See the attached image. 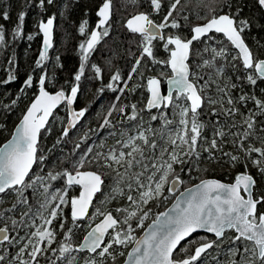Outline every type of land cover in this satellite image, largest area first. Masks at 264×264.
Listing matches in <instances>:
<instances>
[{
	"label": "snow or ice",
	"instance_id": "1",
	"mask_svg": "<svg viewBox=\"0 0 264 264\" xmlns=\"http://www.w3.org/2000/svg\"><path fill=\"white\" fill-rule=\"evenodd\" d=\"M255 2L264 10V0ZM3 3L0 53L19 41L30 47L39 38L33 72L39 69L41 75L35 80L27 75L19 96L7 101L0 97V115L10 113L38 85V95L0 148V264H117L125 255L123 264H264V191L257 194L264 182V36L253 37L255 50L246 36L253 28L264 34V22L243 15L244 0H223V10H213L199 25L179 10L181 0H99L95 23L85 11L77 27L82 38L78 66L65 81L67 88L55 93L46 86L57 19L64 14L50 13L57 0H24L10 26L11 13ZM122 8L131 11L122 13ZM32 9L38 10V19L26 31ZM155 41L168 54L165 59L157 58ZM121 44L127 49L121 57L126 72L111 70V57L105 64L93 62L97 52L103 55V46L120 57ZM55 59L59 62L60 56ZM7 63L0 87L18 79L16 59ZM153 65L169 68L170 74L148 75ZM96 81L98 100L105 92L114 94L101 122L73 142L70 156L58 161L62 168L49 167L57 157L42 151V131L51 133L50 118L63 105L67 117L48 152L66 146L90 112L88 106L75 105L87 90L86 82ZM145 86L143 100H129ZM153 121L160 127H153ZM4 128L0 122V130ZM104 133L111 142L103 139ZM205 162L243 171L232 183L200 180L138 237L136 230L151 212L146 206L166 201L184 182L179 172L190 175ZM76 187L79 194L73 195ZM113 202V208L106 207ZM84 229L77 239V231ZM201 230L206 235H196ZM229 230L233 235H227ZM129 245H134L131 251L120 250Z\"/></svg>",
	"mask_w": 264,
	"mask_h": 264
},
{
	"label": "trees",
	"instance_id": "2",
	"mask_svg": "<svg viewBox=\"0 0 264 264\" xmlns=\"http://www.w3.org/2000/svg\"><path fill=\"white\" fill-rule=\"evenodd\" d=\"M99 0H79V4H76L74 0H57V7H51V12H63L64 14L61 16H58L57 19V26L55 30V48L53 50H50V69H49V76L50 80L47 83L46 88L51 91L55 92L60 90V88L63 86L67 88V84H65V81H69L71 79V74L74 72V70L77 68L79 60H78V53H77V44L82 39L78 32L77 27L81 19L84 18V12H88V19L90 20V23H95L96 17L94 15L96 5L98 4ZM245 2V8L243 15L247 16L249 18H255L259 20L260 22H264V10H261L258 5L256 4L255 0H244ZM24 3V0H4V3L2 7H4L5 10L10 11L11 13V20L7 22V24L10 26L12 23L15 22L17 18L18 12L21 10V5ZM117 3H123V0H117ZM61 4L69 5L67 9L61 7ZM235 5H233L234 7ZM223 0H181V4L179 6V10L186 14L189 18V22L193 25H196L201 22V15L206 14V20L209 19L213 15V10L215 12H220L223 10ZM36 9L29 10V17L26 21V31L32 30V25L35 20L38 19ZM131 9L128 8L127 10L123 9L121 10L122 13L130 12ZM0 23H4L3 21H0ZM187 27V25H186ZM257 35H262L258 33V29L253 28L251 33H246L247 36V42L251 47H253V50H255V41L253 37H256ZM134 39H139V37H134ZM217 39L219 41H225V37H223L221 34H217ZM40 39L37 38L33 42H31V46H28L27 41H19L15 42L11 45V47L6 48L3 53H0V80L6 78V69L8 68V59L9 58H15L17 61L18 67L15 69L16 74L18 76L17 81L0 87V97L4 99V101L9 100L10 98L14 96H19V88L21 87L24 79L27 75L33 74L34 80L38 79V77L41 75V72L39 69H34V61L38 56V52L40 49ZM111 43V42H110ZM156 45V55L159 59H165L167 57V53L163 50L161 47V42L155 41ZM126 46L124 44L120 45L119 52L121 54L120 57L113 56L111 53L108 52L107 46L102 47L103 55L100 54V52H97L93 57V62L99 61L101 64H105L107 60L111 57L112 58V69L115 71L117 68H119L121 71L126 72L127 68L124 64V60L121 58L125 52H126ZM135 50V49H133ZM59 55L60 61L57 62L55 57ZM261 58H264V50H261L260 52ZM62 64L63 67H57V64ZM166 73L170 74L169 68L163 66V65H153L152 71L147 73L148 75H154L159 73ZM90 75V73H89ZM108 76L105 74L104 81L107 82ZM87 83V90L84 92L83 95L80 96L79 100L76 103V108H83L85 106H88L90 108V112L87 116V119L84 121V127L79 130H73L70 133V138L68 139L67 145H57L55 149H53L52 152H48V149H52L53 144L55 143L56 139L59 136L60 130L62 128L61 121L66 119L67 117V109L61 105L54 113L55 119H51V126L52 131L51 133H45L42 131L40 146L44 154L49 155L50 157H57V160L50 159L49 167H52L54 164L58 168H62L63 164L58 163V161L63 162L65 160V157L70 156V149L73 147V142L77 141L84 132L88 131V128L91 127L92 129H96L97 125L101 122L102 119V113L104 109L107 108L109 102L112 100L114 94L111 92H105L103 94L102 101L98 100L96 96L94 95L96 93V89L100 86V82H86ZM38 93V85H35L33 88L28 89L26 95L22 96V98L19 100L16 107L13 109L12 112L6 113L3 115H0V122H2L5 125V128L3 130H0V146L10 138L13 129L19 119L22 117L23 113L25 112L26 108L29 106L30 102L33 100V98ZM147 95L146 92V86L145 88H142L138 90V92L135 94V96H130L129 100H132L135 102L136 100H143L144 97ZM145 119L147 120V115L145 116ZM153 127H160V125L153 121L151 122ZM93 140L96 141L97 138L94 134H92ZM103 139L108 140L111 142V138L107 137V134H103ZM98 143V141H97ZM34 169L36 171H39V169L34 166ZM180 166H177V172H179ZM242 167L237 168H231L229 166H211L207 162L204 164L199 165L198 167H194L192 169L191 174L189 175L187 172H179L183 182V187H188L197 181L204 179L206 177H217L219 179H222L224 181L232 182L234 181L235 176L242 172ZM252 174L255 175V169H251ZM264 191V182H260L258 192ZM79 188H73L72 194L78 195ZM175 194L169 195L168 199L165 200H157L152 203H150L147 208L151 209V213H154V215H157L158 213L165 210L171 202L174 200ZM32 199H35V197H32ZM94 203L99 205V199L94 200ZM115 206V202L113 204H109L106 207L109 209L113 208ZM68 211V210H67ZM94 211V209H91L90 212ZM151 222L148 219L144 221V227L142 229L136 230V235L139 236L141 232L144 230V228ZM135 223V222H133ZM87 229L84 230H78L76 234L77 239H82L83 235L85 234ZM227 235H233V232L229 230ZM132 245H129L127 249H123L125 253H127ZM213 255H219L218 253H213ZM126 255L124 257H118L117 264L121 263L125 259ZM221 259L223 257L221 256ZM43 264V261H42ZM204 264H210L209 260H205Z\"/></svg>",
	"mask_w": 264,
	"mask_h": 264
},
{
	"label": "water",
	"instance_id": "3",
	"mask_svg": "<svg viewBox=\"0 0 264 264\" xmlns=\"http://www.w3.org/2000/svg\"><path fill=\"white\" fill-rule=\"evenodd\" d=\"M207 22V20L205 21V22H202V23H199V24H203V23H206ZM199 24H196V25H199ZM170 70V69H169ZM46 90L49 92V93H55V92H51V91H49L47 88H46ZM167 90H168V84H167V78L165 79V80H162V91L166 94L167 93ZM36 95H38V93L36 94ZM35 98V97H34ZM34 98H33V100H34ZM32 100V101H33ZM31 101V102H32ZM31 102H30V104H31ZM29 104V105H30ZM61 106V105H60ZM60 106H58L55 110H54V113H55V111L60 107ZM76 107V106H75ZM26 111V110H25ZM22 118V117H21ZM21 118L19 119V121L17 122V124L15 125V127L19 124V122H20V120H21ZM52 118H50V120H51ZM15 127H14V129H13V132L15 131ZM12 132V133H13ZM9 139H11V136H10V138ZM9 139H7L1 146H0V148H2L3 147V145L4 144H6L7 143V141L9 140ZM35 166V165H34ZM33 166V167H34ZM204 179H216V180H219V181H221V182H223V183H232V182H234V181H232V182H228V181H224V180H222V179H219V178H217V177H206V178H204ZM202 180V179H201ZM200 182V180L199 181H197L196 183H194V184H192V185H190V186H188V187H183V183L182 184H178L177 186H176V191H175V198H174V200L171 202V204L164 210V211H162V212H166V211H168L169 209H171L172 208V206H173V204L175 203V200H176V198L177 197H179V195H180V193L181 192H186V190L188 189V188H192V187H194V185H196V184H198ZM80 191V190H79ZM79 194V193H78ZM91 210V209H90ZM89 210V211H90ZM162 212H160V213H162ZM98 222V221H97ZM152 222L153 221H151L145 228H144V230L141 232V234L138 236V237H143L144 236V234L149 230V225H151L152 224ZM198 234H206L205 232H203L202 230L198 233ZM197 235V234H196ZM207 235H210V234H207ZM134 245H132L131 247H130V249H129V251H131V249H132V247H133ZM127 257H125V259H126ZM124 259V260H125ZM123 260V261H124ZM123 261L121 262V263H118V264H123Z\"/></svg>",
	"mask_w": 264,
	"mask_h": 264
},
{
	"label": "rangeland",
	"instance_id": "4",
	"mask_svg": "<svg viewBox=\"0 0 264 264\" xmlns=\"http://www.w3.org/2000/svg\"><path fill=\"white\" fill-rule=\"evenodd\" d=\"M118 4H122V3H118ZM121 10H122V9H121ZM205 20H206V14L204 13V14L201 15V22H203V21H205ZM201 22H200V23H201ZM225 39H226V38H225ZM165 78H166V77H165ZM165 78H164V79H165ZM164 79H163V80H164ZM153 202H154V201H153ZM150 203H152V202H150ZM147 206H148V205H147ZM147 206H146V207H147ZM67 210H68V209H65V212H67ZM155 216H156V215H154V213H151V212H150L149 217H148V220H149V221H150V220L153 221V220L155 219ZM197 235H201V236H202V235H205V234H197ZM120 250L124 251L123 249H120Z\"/></svg>",
	"mask_w": 264,
	"mask_h": 264
},
{
	"label": "flooded vegetation",
	"instance_id": "5",
	"mask_svg": "<svg viewBox=\"0 0 264 264\" xmlns=\"http://www.w3.org/2000/svg\"><path fill=\"white\" fill-rule=\"evenodd\" d=\"M210 18H211V17H210ZM210 18H209V19H210ZM205 21H206V20H205ZM205 21H203V22H205ZM201 23H202V22H201ZM198 24H199V23H198ZM221 35H222V34H221ZM222 36H223V35H222ZM247 43H248V42H247ZM248 44H249V43H248ZM249 46H250V45H249ZM79 190H80V189H79Z\"/></svg>",
	"mask_w": 264,
	"mask_h": 264
}]
</instances>
